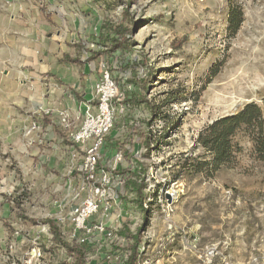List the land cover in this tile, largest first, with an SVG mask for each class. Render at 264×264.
Here are the masks:
<instances>
[{
  "label": "rangeland",
  "instance_id": "obj_1",
  "mask_svg": "<svg viewBox=\"0 0 264 264\" xmlns=\"http://www.w3.org/2000/svg\"><path fill=\"white\" fill-rule=\"evenodd\" d=\"M84 4L79 1L85 27L81 37L94 39L79 46L86 53L90 74L98 81L102 66L107 67L120 90L130 93L137 90L127 83L132 68L136 80H145L151 73L146 99L153 108L175 96L158 114L145 104L128 105L125 112L116 113L108 136L127 142V167L139 176V167L144 171V196L162 197L167 192L174 196L170 214L152 204L137 264H264V160L247 138H238L243 150L235 163L212 179L180 167L188 155L203 154L193 147L204 126L244 104H261L264 0H92ZM230 6L242 13L233 37L226 33ZM118 26L131 33L125 35L126 49L110 55L105 38H112ZM100 27L105 28L101 37ZM96 52L103 56H95ZM126 64L132 68L119 74L118 68ZM215 64H220L218 72L207 81ZM71 74L63 78L65 84L71 83ZM231 82L238 83L237 90ZM53 132V137L38 139L40 150L32 155L27 147L25 151L20 147L21 140L17 145L7 137L0 139V264H73L65 249L52 242L42 220L56 221L63 242L75 241L69 214L71 205L79 203L73 195L83 153L72 146L69 136L58 129ZM148 134L151 147L145 149L142 144ZM109 152H102L104 169H112L114 155L124 154ZM107 174L110 183L105 186L104 202L110 210L103 214L106 205H101L92 220L111 233L96 232L87 238L90 264H123L131 242L118 235L122 229L114 230L126 222L134 232L142 218L135 194L123 189L120 176ZM86 195L80 194L79 199ZM33 248L39 249L38 258Z\"/></svg>",
  "mask_w": 264,
  "mask_h": 264
},
{
  "label": "crops",
  "instance_id": "obj_2",
  "mask_svg": "<svg viewBox=\"0 0 264 264\" xmlns=\"http://www.w3.org/2000/svg\"><path fill=\"white\" fill-rule=\"evenodd\" d=\"M79 1L92 0H0V139L21 140L31 155L53 130L76 132L92 99L97 80L79 45L94 38L81 37ZM64 55L80 63H62Z\"/></svg>",
  "mask_w": 264,
  "mask_h": 264
},
{
  "label": "trees",
  "instance_id": "obj_3",
  "mask_svg": "<svg viewBox=\"0 0 264 264\" xmlns=\"http://www.w3.org/2000/svg\"><path fill=\"white\" fill-rule=\"evenodd\" d=\"M241 23V10L237 6H230L226 20V33L229 37H233L237 33ZM104 30L105 28L103 29L100 27L99 37L103 35ZM130 33L131 29L118 26L114 30V36L112 38H105L109 43L107 51L110 53V55L115 51L119 52L126 49L125 47H127L126 44L128 43V38H125V35ZM95 56L100 57L103 56V54L96 52ZM61 62L75 64L80 63L77 58L71 59L65 55L62 57ZM142 64L144 65V63H141V65ZM219 66L220 64H215L212 66V68H210L207 81L216 76ZM128 68H132V66L126 64L122 67H119L118 73H124V71ZM106 69L108 72L107 67ZM132 70L130 79L127 81V83L132 84L137 90L130 93L127 91L124 93L122 92L123 104L131 105L136 108H139L141 105L145 104L147 108L150 109L154 114H158L160 107L169 105L173 101L175 96L174 94H171V97H166L160 104H158L156 108L151 107L150 102L146 99V94L149 90L148 84L152 80V74L149 73L145 80H136L135 71ZM110 78L113 79L112 77ZM238 138L240 140H242V138H247V140L251 143L253 151L257 157L262 161L264 160V96L261 100V104L254 102L244 104L234 113L219 117L204 126L198 132L193 147L194 149L200 148L203 154L194 158H192V155H188L180 167L192 174H200L206 179H212L222 168L233 165L237 155L242 152L243 149ZM151 140V135L148 134L144 137L142 146L145 147V149H150ZM127 147V142H117L112 137H107L104 152L110 151L109 154H112L116 151H122L125 154L122 155V164L117 165L113 170L107 169L106 171H108L112 176H120L122 178L123 189H129L135 194L136 199L134 203L142 213L141 223L133 233L127 228L126 222L124 223L122 230L118 232L119 236L131 242V245L128 249L129 255L127 256L126 260L123 261V264H137L139 259V245L142 239V233L148 227L149 216L148 213L141 207V201L143 198L142 190L145 186L143 181L144 171L139 167V171L143 175L140 178L138 172L132 171L129 167H127ZM107 156L108 155L104 156V158L106 159ZM102 166L103 165L101 162H98L96 165L97 169H100ZM42 221V223L46 224L49 228V232L52 235V242L65 249L66 254L72 258L73 264H90L86 261V256L91 252L90 246L88 244L80 245L76 241L73 243L63 242L61 240L59 226L56 221L50 218L43 219Z\"/></svg>",
  "mask_w": 264,
  "mask_h": 264
},
{
  "label": "built area",
  "instance_id": "obj_4",
  "mask_svg": "<svg viewBox=\"0 0 264 264\" xmlns=\"http://www.w3.org/2000/svg\"><path fill=\"white\" fill-rule=\"evenodd\" d=\"M102 70L103 74L101 79L93 87L92 99L84 104L80 128L69 135L72 146L83 153V161L78 169L80 180L73 195V201L77 200L79 203L71 205L73 209L69 214L70 223L74 227L73 237L80 245L87 244V238L96 232L104 233L108 236L111 233V231L105 233L107 228L92 220V217L100 210L101 205H106L103 208V214H106L110 210V206L104 202L107 197V194H105V186L110 183V177L107 174L109 172L106 171L107 169H104V166L97 169L96 165L98 162H101L106 138L110 134L116 113L125 112L127 107H129L122 103V91L116 82L109 77L106 67L102 66ZM61 123L66 128L68 127L66 117L62 118ZM112 162L113 167L111 170L115 169L117 165L122 164V155H114ZM143 181L145 186L142 194L147 190L144 176ZM85 192L87 194L85 198L79 199L80 194ZM173 197V194L168 192L162 197H152L149 195L146 197L143 195L141 207L148 213L151 211L150 208L153 204L157 208H160L162 212L170 214ZM124 223H120L114 231L117 232L118 229H122ZM126 226L128 228V224ZM128 229L130 232L132 231L130 230V226ZM76 232L81 235L75 236ZM32 252L34 257L38 258L40 256L38 248H33Z\"/></svg>",
  "mask_w": 264,
  "mask_h": 264
},
{
  "label": "bare ground",
  "instance_id": "obj_5",
  "mask_svg": "<svg viewBox=\"0 0 264 264\" xmlns=\"http://www.w3.org/2000/svg\"><path fill=\"white\" fill-rule=\"evenodd\" d=\"M234 81V80H233ZM258 81V80H257ZM227 84V83H226ZM224 86V85H223ZM229 86V85H228ZM231 87H233V89L237 90L238 89V83L237 82H231ZM250 88V87H249ZM222 90V89H221ZM229 90V89H228ZM229 97V96H228Z\"/></svg>",
  "mask_w": 264,
  "mask_h": 264
},
{
  "label": "water",
  "instance_id": "obj_6",
  "mask_svg": "<svg viewBox=\"0 0 264 264\" xmlns=\"http://www.w3.org/2000/svg\"><path fill=\"white\" fill-rule=\"evenodd\" d=\"M168 198V197H167Z\"/></svg>",
  "mask_w": 264,
  "mask_h": 264
}]
</instances>
